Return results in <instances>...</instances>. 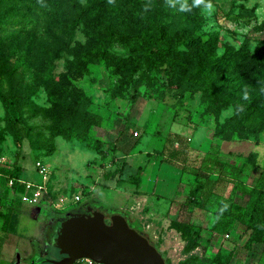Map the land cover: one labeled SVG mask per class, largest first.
Returning <instances> with one entry per match:
<instances>
[{
	"label": "rangeland",
	"instance_id": "374dc122",
	"mask_svg": "<svg viewBox=\"0 0 264 264\" xmlns=\"http://www.w3.org/2000/svg\"><path fill=\"white\" fill-rule=\"evenodd\" d=\"M162 3L168 49L135 67L159 35L152 0H0V264H29L35 247L59 258L51 240L67 208L102 189L121 202L113 183L135 166L161 192L134 225L173 263L186 256L175 214L199 229V264L219 248L228 264H264V235L248 239L247 224L264 223V0H212L207 19L193 0L184 12ZM77 113L102 118L84 134ZM37 159L50 176L31 203L4 174L40 180Z\"/></svg>",
	"mask_w": 264,
	"mask_h": 264
},
{
	"label": "water",
	"instance_id": "95a60500",
	"mask_svg": "<svg viewBox=\"0 0 264 264\" xmlns=\"http://www.w3.org/2000/svg\"><path fill=\"white\" fill-rule=\"evenodd\" d=\"M108 210L110 214L105 207L87 206L86 211H67L51 240L61 257L37 259L39 251L34 248L29 264H70L81 257L104 264H169L149 236L131 226L122 212Z\"/></svg>",
	"mask_w": 264,
	"mask_h": 264
},
{
	"label": "trees",
	"instance_id": "16d2710c",
	"mask_svg": "<svg viewBox=\"0 0 264 264\" xmlns=\"http://www.w3.org/2000/svg\"><path fill=\"white\" fill-rule=\"evenodd\" d=\"M152 2H153V6H154V12H153L152 17L154 18L155 22L157 23V27H158L157 29L159 30V35L154 40L153 45H151L148 48H145V49H142V50L136 52V54H135V56H136L135 67L139 64L140 60L144 56L157 55L160 52H164L162 50L168 49L167 37H166V33H165V30L163 27V23L161 21L162 6H163L162 2H164V0H152ZM93 4L94 5L91 8L98 6L95 3V1H93ZM91 8H88L87 10H90ZM195 38H199V36H197ZM182 42L186 43L188 45V47H191L192 44L196 41L191 36H185L182 38ZM165 52H167V51L165 50ZM101 118H102L101 115L98 113H77L76 117H75V121L82 127L84 134H87L90 126H92L93 124H99ZM171 154H172V156H174L175 152L171 151ZM118 171H119V169H114L112 171H108L104 176L105 177L118 176L117 175ZM119 173H120V171H119ZM13 174L19 175V173L16 171H13ZM141 177H142V167L139 166L126 179H123L121 177H119V178L117 177V181L118 182L126 181L128 183L134 184L137 187L140 184ZM16 189H18V191L21 192L23 190V187L21 185H16ZM254 209H256V207L252 208L251 213H250V218L252 217L251 215L254 212ZM115 211L122 212L123 214L127 215L126 211H123L121 209H116ZM10 218L11 217L9 216V214L4 217L3 226H5L7 224V222L10 220ZM11 221H12V226H13V224L18 221L16 215L11 218ZM217 221H219V220H217ZM251 221L249 220L248 222H250V223H247L249 225V227L251 228L248 239L252 238L254 241L258 242V241L262 240V237L264 235V223H262V222L251 223ZM134 223H136V222L133 221V223H132L129 221V224L131 226H135ZM169 224H170V227L175 228L179 232L180 237L184 241L182 249H183V252L186 253V256L184 258L178 260L176 263H173L171 261V259L166 254H164V252H162L163 257L165 258V261L169 264H199V263H202L205 260V258H207V256L205 254L200 255L199 253L193 251L200 243V239H199L200 233H199L198 227H196L190 221H186V220L178 218L175 214L171 215ZM223 226L224 227L226 226L225 221L220 227H223ZM153 243L158 248V245L155 242H153ZM219 252H220V248L217 250V252H215L213 255H211L212 261L215 264L216 263L217 264H228V262L230 260L229 256L226 255L223 258H220Z\"/></svg>",
	"mask_w": 264,
	"mask_h": 264
},
{
	"label": "crops",
	"instance_id": "0c3cea01",
	"mask_svg": "<svg viewBox=\"0 0 264 264\" xmlns=\"http://www.w3.org/2000/svg\"><path fill=\"white\" fill-rule=\"evenodd\" d=\"M159 163V162H158ZM161 166V165H160ZM138 167L137 166H135V169H134V171L137 169ZM142 168H143V166H142ZM144 169V168H143ZM142 169V172L144 171ZM157 170V168L155 167V171ZM134 171H131V172H134ZM131 172H129V173H131ZM20 175V174H19ZM130 175V174H129ZM129 175H127V177L129 176ZM21 176V175H20ZM123 176V175H122ZM121 176V178H127V177H122ZM149 176V174L147 175L146 173H145V176H143V174H142V177H141V181H140V184L136 187L134 184H131V183H129V184H131L132 186H133V190H130L129 188V193H125V190H123L125 187L124 186H122V185H124L125 183H128V182H126V181H122V182H118L117 180H116V182L115 183H113L114 185H115V188H118L117 190L118 191H120V192H122V193H124V198H123V200L121 201V202H117V204H110L109 202H107V201H105L104 200V202H103V200L101 199V198H99V197H104L103 199H110V198H108L107 196H106V194H105V191H103V189L101 190V192H99L98 194H97V196H98V198H99V200L101 201V203L102 204H104L106 207H108V208H112V209H114V208H117V209H121V210H123V211H126V213H127V215L129 216V218L131 219V220H133V221H136V217L132 214V213H134V211L136 210V207L137 206H140V204H141V202L143 203V200H145L146 198H148V196H149V191L150 190H153V191H155V192H161V191H159V190H157L158 189V184L155 182V181H153L152 182V184H150V186H149V184H146V178ZM154 178H155V176H154ZM107 185H109V184H107ZM106 185V186H107ZM161 185H163V184H161ZM163 186H165V185H163ZM163 186H160L162 189L164 188ZM167 187H169V189L171 190V193H169L168 191H166L167 193H168V197L170 196H172L173 195V192H174V183L172 182V181H169V184L167 185ZM162 194H166V193H163L162 192ZM154 197H157V195H155ZM169 201H171V199H169ZM145 216V215H144ZM137 223V222H136ZM192 223V222H191ZM197 227V226H196ZM218 230V229H217ZM183 247V246H182ZM194 251V250H193ZM194 252H196V251H194Z\"/></svg>",
	"mask_w": 264,
	"mask_h": 264
},
{
	"label": "built area",
	"instance_id": "2783aa9c",
	"mask_svg": "<svg viewBox=\"0 0 264 264\" xmlns=\"http://www.w3.org/2000/svg\"><path fill=\"white\" fill-rule=\"evenodd\" d=\"M38 173L41 176L40 180H29L25 179L20 175L5 173L7 184L11 188H16V185H21L23 190L20 192L21 198L25 201H30L31 203H38L43 200L47 195V185L46 182L50 176L49 166L47 163L42 162L37 159L35 162ZM81 199L79 195L76 196L74 202ZM70 264H104L102 262L96 261L90 257H81L75 259Z\"/></svg>",
	"mask_w": 264,
	"mask_h": 264
},
{
	"label": "clouds",
	"instance_id": "9594fccd",
	"mask_svg": "<svg viewBox=\"0 0 264 264\" xmlns=\"http://www.w3.org/2000/svg\"><path fill=\"white\" fill-rule=\"evenodd\" d=\"M203 5L201 8L200 6ZM193 7H198L201 9V14L207 19L210 18L215 12V6L212 0H193ZM189 7L187 5V0H181L180 12L188 11Z\"/></svg>",
	"mask_w": 264,
	"mask_h": 264
},
{
	"label": "flooded vegetation",
	"instance_id": "af4514ba",
	"mask_svg": "<svg viewBox=\"0 0 264 264\" xmlns=\"http://www.w3.org/2000/svg\"><path fill=\"white\" fill-rule=\"evenodd\" d=\"M87 200H85L83 203H81V204H79V205H72V206H70L69 208H67L68 209V211L70 210V211H86V207L87 206H92V208H97L98 206H101V207H105V208H107L104 204H101V201L99 200V198L97 197V196H92V197H87L86 198ZM81 200V199H80ZM94 200L95 201H98V202H94ZM100 202V203H99ZM67 212V211H66ZM107 214H110L111 213V211H109L108 210V208H107ZM66 214V213H65ZM65 214H64V216H65ZM125 215V214H124ZM63 216V217H64ZM127 218L129 217L128 215H125ZM129 220V219H128ZM36 249H38V247H35ZM38 251H40L39 249H38ZM40 254V253H39ZM61 255L62 254H60V257H61ZM41 258H43V257H37V259H41ZM45 262V261H44ZM40 263H42V262H40ZM40 263H37V264H40ZM50 263H52V262H50ZM52 264H54V263H52Z\"/></svg>",
	"mask_w": 264,
	"mask_h": 264
}]
</instances>
